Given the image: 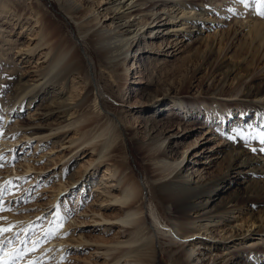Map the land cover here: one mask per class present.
<instances>
[{"label":"rangeland","instance_id":"obj_1","mask_svg":"<svg viewBox=\"0 0 264 264\" xmlns=\"http://www.w3.org/2000/svg\"><path fill=\"white\" fill-rule=\"evenodd\" d=\"M15 1L19 2V9L10 4L7 9H11L8 11L11 16L7 13V18L2 15L0 19V228L9 229L0 232V264H110L111 255L119 251L105 250L115 248L117 241L126 238V225L115 218L116 209L109 208L113 203L108 200L111 195L98 194L95 188L89 190V186L98 183L101 189L109 188L117 193L120 185L114 180L117 175L122 176L119 175L121 172L146 188L144 215L147 227L158 238L154 264H171L172 250L161 249L168 244V238L157 229L152 218L157 214L158 202L149 186L151 170H147L145 155L137 148V141L146 140L143 124L139 121L149 113V107L142 103V94L151 78L154 90L169 87L175 91L183 90V93H196L194 97L189 96L196 99L195 108H190H193L192 116L188 118L183 116L184 113L183 118L179 116L181 119L172 116L175 137H170L168 146V150H172L168 153L170 158L188 147L181 169L190 173L191 182L198 181L201 174L202 177H215L227 172L229 157L235 152L244 153L250 160L241 165L239 171L229 170L231 182L220 183L209 202L212 211H216L219 199L226 201L231 197L232 200L226 206L230 210L227 217L211 223L209 231L198 235L196 247L202 250L203 264H264V100L252 103L240 94L231 95L237 84L248 79L243 71L247 59L244 63L240 61L249 53L257 54L255 61H249V69L264 79V43L258 47L259 40L244 41L247 27L239 28V21L248 24L257 19L258 23H264V16L258 14L256 0H198L200 6L205 7H200L203 10L186 4V0L181 5L178 0H156L150 6V11L155 13L152 17L157 16L156 21H151L152 17L148 19L142 28L145 39L140 37V45H133L126 60L117 66L118 85L112 83V62L101 56L100 45L93 42L94 31L113 27L110 23L113 14L106 9L104 1L90 0L92 11L88 12L91 19L86 25L88 29L85 26L78 29L79 15L66 13L64 0ZM75 1L83 7L90 5L85 0ZM149 1L145 6L150 4ZM183 6L187 7L185 11L197 14L194 19L198 20V26L184 23ZM14 13L18 15L12 17ZM152 26L154 31L150 37L148 32ZM197 27L200 29L198 37L194 35L189 40V31L195 32ZM234 28L236 37L222 34ZM212 41L213 60L237 63V75L233 73L226 78L222 95L215 87L220 82V74L211 73V68L201 57L207 43ZM187 43L197 51L184 58L190 51L186 48ZM148 44L149 47H145ZM160 45L162 51L158 50ZM138 46L140 50L135 52ZM165 50L169 52L165 53ZM54 52H66L68 60L76 53L79 72L67 76L63 93L72 97L69 102L74 103L87 89L93 88L92 93L101 105L99 113L104 114L99 124L109 123L111 132L120 134L112 144L114 147L118 139L124 141L117 150L109 146L96 151L93 147L97 138L78 145L80 141H71L80 132L74 125L51 131L47 127L56 126L57 122L47 123L50 120L40 119L42 115L31 105L27 107L23 103L20 107L18 102H13L14 77L21 76L29 88L30 85L37 88L46 79L42 72L49 54ZM246 58L252 60L253 56ZM60 86L56 85L58 89ZM197 87L202 91L200 94L196 92ZM92 104L93 96L85 106L84 115L89 117L88 120H91L90 111L94 110ZM15 109L20 110L19 114L11 111ZM69 113L70 120L79 117L74 108ZM166 113L157 112L156 120L164 119ZM177 122L182 123L180 127ZM35 123L46 126L41 132L33 126ZM184 125L189 126L188 129L182 130ZM194 140L197 142L191 145ZM259 159L261 161L257 163ZM80 171L91 177L85 180L83 193L78 188L82 180ZM71 174L75 179L72 183ZM58 208L60 214L56 218L53 214ZM259 210L263 215L261 227L257 221L250 223V212L253 211L256 217ZM98 212L108 219H100ZM228 224H241L242 230H233L235 238L223 239L222 236H227L224 231L229 229ZM123 263L122 256L116 264Z\"/></svg>","mask_w":264,"mask_h":264},{"label":"bare ground","instance_id":"obj_2","mask_svg":"<svg viewBox=\"0 0 264 264\" xmlns=\"http://www.w3.org/2000/svg\"><path fill=\"white\" fill-rule=\"evenodd\" d=\"M85 1L87 2V4L90 3V5L83 7L82 3L81 5H79L75 0H64V10L66 11V13H69L71 16L79 15L78 19H80V21L78 23V29L82 26H85V28L88 29L89 27H86V25H88V23L91 21V19L88 18V12L92 11L91 2L94 0H91V2L90 0ZM98 1H104V3H106V9H108L109 12L113 14V18H111L110 21L113 27L109 30L102 27L101 29H97V31H94L92 34L93 42L100 45L98 46V50L101 56L112 62L110 66L111 72L113 73L111 74L113 78L112 83L118 85L120 84V82L116 80V76L119 70L117 66L120 62L126 60L127 54L132 50L133 45H140V43L138 44L140 37H143L145 39L143 32L144 30H142V28H144V25L148 22V19L155 15L154 12L150 11V6L156 3V0ZM148 1L150 2V4H148V6H145ZM183 1L185 2V0H178V3L184 4L182 3ZM186 1V4L193 5V8H197V10H203V8H200L202 5L200 6L198 0ZM202 3L204 4V2ZM10 4L16 8L18 7V9L20 7L19 2L15 0H0V19L2 18V15L5 16L4 19L7 18V15L5 14L8 13L10 8L7 9V7H9ZM185 8L187 7L183 6L181 9L182 16L185 19L184 23L190 22L192 23V25L198 26V20L194 19L197 14L194 15L189 11H185ZM17 11L19 14V10L16 9V12ZM16 14H12V17ZM8 15L10 14L8 13ZM131 17L133 18L130 21ZM156 19L157 16L152 17L151 21H156ZM256 20L253 19L252 22L248 24L247 21H239V28L243 30L244 27H247V31L245 30L246 36L245 38L243 37L244 41L254 42L259 40L260 44H257V46L261 47V45L264 43L262 42L264 38V23H258ZM153 31L154 27L149 29L148 33L150 34V37L152 36L151 33ZM199 31L200 29L198 27L195 32L189 31V40L193 39L194 35L197 38ZM222 34H227L228 37L231 36V38H234L236 37V29H229L228 32L225 31L222 32ZM156 36L157 35H154V37ZM162 44L163 42L161 43V45ZM149 45L150 44L146 45L145 47L148 48ZM186 48L190 49V51L187 50L189 52L185 56H183L184 58L194 55L195 51H197L191 48L190 43L186 44ZM162 49V46L161 49L158 48L159 51H162ZM212 49L213 41L207 43L206 49L201 54V57L208 65V68H211V73L217 72L218 74H220V82L215 85V87L218 88L216 90L218 94L222 95L223 92H225L223 88L224 82L228 76L230 77L231 74L236 73L235 71L237 69V63L229 64L223 60H213ZM138 50H140L139 46L134 51L136 52ZM167 52H169V50H165V53ZM65 53L61 54L54 52V54H49L47 61L48 63L45 70L42 72V75H44L46 79L42 81L37 88L36 86L31 87L32 85H30L29 88V85L25 83V81L23 82L21 76H15L14 79H16V85L12 93L13 95H15L16 99L14 98L13 102H18L20 107L23 106V103H26L27 107L31 105V107H34V111H37L42 115L40 119L42 118L45 120H50L47 123L57 122L56 126L51 124L49 125L50 127H47V129L50 128L49 130L51 131L58 128H63L65 126L68 127L70 125H74V127H77L80 132L78 133L79 135H77L76 138H72L71 141H80L78 145L88 143L92 139L97 138L98 141L95 143L96 146L93 147L96 149V151L99 152L104 147H114V145L112 144L117 141L116 139L120 134H118L117 132L113 134V132H111V124L109 123L105 122L104 124H99L104 114L101 115L99 113L101 105H98L99 103L97 101L96 94L94 92L92 93L93 88H90V90L87 89L84 96H80L78 100H74V103L69 102L72 97L69 98V96H66L65 93H63V87L67 83V76L71 75L72 73L79 72V63L75 59L76 53L74 52L69 60L66 59L67 54ZM46 55H48V52ZM247 56H253L252 60H248V58H246ZM256 56L253 54L251 55L250 53L246 56H243L245 58L240 62L244 63L245 59H247V64L246 67H244L243 71L245 72V77H247L248 79L243 83L241 82L237 84V86L235 87V92L231 94H240V96L242 97L244 96L246 98H249L252 103H257L264 100V79H260V76L253 73V71H251L248 66L249 61H255ZM241 63H238V65ZM61 66L63 67L61 68ZM236 78L240 79L241 76H239V78L238 76H236ZM237 79L236 82L238 81ZM150 81L151 83L143 89L142 94V103H146V105L149 107L147 110V112L149 113L147 116L143 115V117L139 121L143 124V133L146 137V140L137 141V148L138 150H141L145 155V160L148 163L147 170H151V174L149 176V186L157 197L158 211L157 214L152 215V218H154L157 229L161 231L162 234L166 235V238H168L166 241L168 242V244L163 246L161 249L165 251L172 250V255L170 256L171 264H203V258L201 255L202 250L196 247V240L200 239L198 235L200 234V232L203 233L204 231H209V225L211 223L219 222L220 220H222L221 218L227 217L225 215L227 214V212H230V210H228L226 206L229 205L232 200L230 199L231 197L226 198V201L222 200L223 198L219 199L216 204V211H212V207H209V202H211V198L216 195V190L220 183H227V181L228 183L231 182L228 179L229 170L233 171V169H235V171H239L240 166L245 165V163H249L250 160H247V156H245L244 153L235 152L229 157V161L226 166L227 172L215 177H202L201 174L199 175L198 181L191 182L189 180V177L191 176L190 173H187L186 170L184 171L181 169L182 163L186 158L185 154L188 147H185L186 149L180 152L177 156H172V158H170L168 153H171L172 150H168V146L170 143V137H175L173 136L175 135V132L173 131L172 116H175L177 119L183 118L181 116L183 113V116H187L188 118L192 116L193 108H190L195 106L196 99L193 100L189 96L194 97L196 93H191V95L189 93H183V90L176 89L175 91L169 87L163 90H154V88L152 89L151 87L153 85V79L151 78ZM59 84L61 86L58 89L56 85ZM34 88H36L37 90L35 89L33 91ZM39 90H41V92L39 94L36 93ZM97 91L100 92L99 86L97 87ZM196 92L197 94H200V92L202 91L199 89V87H197ZM226 95L231 96L229 93H227ZM91 96H93L92 107L94 108V110L90 111L91 120H88L89 117H86L84 113L87 100ZM71 108H74L76 110L79 117L72 120L68 118L69 115L71 116V114L74 113V110L71 112V114L69 113ZM97 108L98 110H96ZM176 110L179 111L178 114H176ZM11 111H14V113L17 115L19 114L20 110L15 109ZM161 111H163V114L164 112H167L168 114L166 113L164 119H160L161 121L156 120L155 114ZM179 116H181V118ZM64 122L66 123L62 124ZM35 124L36 125L33 126H36L35 128H37L39 131L41 129V132L46 126L45 124L40 123ZM181 124V122H177L176 125H178L177 127H180ZM188 127L189 126L184 125L181 127V129H188ZM184 134L186 133L184 132ZM118 140L119 141L116 142L117 144L114 147V149L116 150L120 148V145L124 142L123 139ZM196 142L197 141L194 140L191 145L195 144ZM260 161L261 160L259 159L257 163H259ZM117 170L118 169H116V171ZM82 172L83 171H80L78 173L80 174V177L82 176V180L80 181L81 186H79L78 188L81 189L83 193V189L85 187V185L83 184L85 183L86 179H91V177L88 176V174H83ZM119 175L122 176L119 177L117 175L116 179L114 180L120 185V189L118 188L117 193H113V191H110L109 188L106 189L103 187L104 189H101L98 183L89 186V190L91 189L90 187L95 188V191H97L98 194L104 192L105 194L107 193L108 195H111L108 200L117 204L112 203V205H109V208L113 207V209H116L115 218L119 219L122 224L124 223L126 225V227L124 228V231L127 232L125 235L126 238L117 241L115 244V248L107 247L105 250L119 251L111 255L112 257L110 264H116L117 262H119V260H121L122 256L124 260L123 264H154V257L157 253L158 248L156 245V241L158 238L151 232V229L147 227L148 225L146 223V218L144 215L143 196L146 195V188L144 186H141L139 182L130 179L126 175H123L122 172L119 173ZM69 179L72 183L75 180L74 174L69 175ZM65 187L66 186L60 189L62 190ZM259 189L262 190L263 186H259ZM257 196H259V193L257 194ZM234 197L237 198V195H235ZM101 202H103V199L101 200ZM108 204L106 205V208H108ZM101 208L102 206H100V209ZM250 213L252 215L250 223H254L255 221H257V223L261 227L263 220V215L261 214L262 210L256 212V217L253 216V211H251ZM59 214L60 209L58 208L53 215L57 218ZM98 214L101 217L100 219H108L107 216H104V213L98 212ZM202 219H205V221L203 220L204 222H201ZM199 220L201 221L199 222V224H197ZM226 225L227 224H225V226ZM247 227H249V225L245 227L244 231H247ZM228 228V230L226 229V231H224L227 233V236H222L223 239L235 238V230H242L241 224H231ZM225 244L226 243H223V245ZM208 246L210 247L211 243Z\"/></svg>","mask_w":264,"mask_h":264},{"label":"snow or ice","instance_id":"obj_3","mask_svg":"<svg viewBox=\"0 0 264 264\" xmlns=\"http://www.w3.org/2000/svg\"><path fill=\"white\" fill-rule=\"evenodd\" d=\"M257 5L259 6L258 14L264 16V0H256ZM262 142H264V138H262ZM2 159V157H0ZM8 228H0V232H7Z\"/></svg>","mask_w":264,"mask_h":264}]
</instances>
